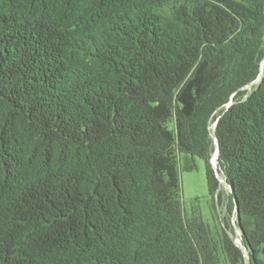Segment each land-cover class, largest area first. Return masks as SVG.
Returning <instances> with one entry per match:
<instances>
[{
	"label": "trees",
	"instance_id": "obj_1",
	"mask_svg": "<svg viewBox=\"0 0 264 264\" xmlns=\"http://www.w3.org/2000/svg\"><path fill=\"white\" fill-rule=\"evenodd\" d=\"M168 2L0 0V264H264V0Z\"/></svg>",
	"mask_w": 264,
	"mask_h": 264
},
{
	"label": "rangeland",
	"instance_id": "obj_2",
	"mask_svg": "<svg viewBox=\"0 0 264 264\" xmlns=\"http://www.w3.org/2000/svg\"><path fill=\"white\" fill-rule=\"evenodd\" d=\"M176 1L177 0H169L165 9H168V6ZM262 63L264 67V61ZM178 159L181 201L186 217L191 215L200 216L202 220L210 226L214 235L225 226L235 243L236 239L240 241L241 232L237 225L236 215L234 212H228L226 208V202L230 192L229 187L219 181L220 187L218 193L221 198L217 200L216 209L213 213V201L208 191L204 160L200 157H192L184 154L179 156ZM211 164L214 168L212 161ZM189 166H192V168L189 169ZM221 178L223 177L221 176ZM238 246L241 247V244Z\"/></svg>",
	"mask_w": 264,
	"mask_h": 264
},
{
	"label": "water",
	"instance_id": "obj_3",
	"mask_svg": "<svg viewBox=\"0 0 264 264\" xmlns=\"http://www.w3.org/2000/svg\"><path fill=\"white\" fill-rule=\"evenodd\" d=\"M263 61H264V60H263ZM263 61H262V62H263ZM261 67H262V66H261ZM261 75H262V68H260V72H259L258 76L256 77V79H255L254 81H252L251 84L247 85L246 88H250V86H251L253 83H255V82L261 77ZM230 104H231V101H229V102L227 103L226 108H227ZM215 125H216V121H215L214 124H213V130H214V128H215ZM211 136H212V139H213V141H214V152H213V153H216L217 156H218V154H219V149H218L217 140H216V137H215L213 131H212ZM213 153H212V154H213ZM211 158H212V156H211ZM211 158H210V163H211V161H212ZM216 158H217V157H216ZM211 165H212V164H211ZM213 165H214V168H213V169L215 170V173H216V176H217L218 180L221 181V182H223L225 185H227V186L229 187L230 192L233 194V201H234V205H235L234 212L237 213V210H238V201H237V197H236V195L234 194V189H233L232 186H230L229 184L226 183V181H225L224 178H221V176L219 175V173H218V171H217V169H216L215 162H213ZM235 229H236V228H235ZM234 242H235V241H234ZM235 244H236V243H235ZM236 245H237V244H236ZM241 249H242V251H243V255H244L246 258H248V252H247L246 247H245L244 245L241 244ZM247 264H249V263H247Z\"/></svg>",
	"mask_w": 264,
	"mask_h": 264
},
{
	"label": "bare ground",
	"instance_id": "obj_4",
	"mask_svg": "<svg viewBox=\"0 0 264 264\" xmlns=\"http://www.w3.org/2000/svg\"><path fill=\"white\" fill-rule=\"evenodd\" d=\"M261 68H262V71H263V69H264L263 65H262ZM211 160H212V162H214V155H212ZM236 243H237L238 245L241 244L240 241H239V239H236Z\"/></svg>",
	"mask_w": 264,
	"mask_h": 264
}]
</instances>
